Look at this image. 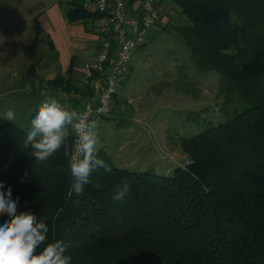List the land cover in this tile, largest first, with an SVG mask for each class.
<instances>
[{
	"label": "trees",
	"instance_id": "obj_1",
	"mask_svg": "<svg viewBox=\"0 0 264 264\" xmlns=\"http://www.w3.org/2000/svg\"><path fill=\"white\" fill-rule=\"evenodd\" d=\"M168 1L185 20L175 30L195 65L218 73L227 117L183 140L185 168L159 176L94 165L83 194L70 195L72 125L41 162L25 146L27 131L0 115L3 190L19 198L18 213L47 224L41 249L61 240L70 264H264V0ZM67 5L68 24L101 17L78 2ZM47 84L74 105L94 95L76 81L74 64ZM96 155L106 162L103 151ZM125 179L129 193L114 201ZM9 219L0 216V224Z\"/></svg>",
	"mask_w": 264,
	"mask_h": 264
},
{
	"label": "rangeland",
	"instance_id": "obj_2",
	"mask_svg": "<svg viewBox=\"0 0 264 264\" xmlns=\"http://www.w3.org/2000/svg\"><path fill=\"white\" fill-rule=\"evenodd\" d=\"M165 3L148 43L133 55L111 114L95 120L93 130L98 133V149L107 156L106 165L159 176L186 167L184 139L227 119L221 112L218 73H203L195 65L175 30L185 20L171 1ZM37 13L29 12L23 24L0 12V115L5 118L4 113L13 110L11 122L27 132L42 101L55 99L66 111L73 109L68 94L48 88V81L64 70Z\"/></svg>",
	"mask_w": 264,
	"mask_h": 264
},
{
	"label": "clouds",
	"instance_id": "obj_3",
	"mask_svg": "<svg viewBox=\"0 0 264 264\" xmlns=\"http://www.w3.org/2000/svg\"><path fill=\"white\" fill-rule=\"evenodd\" d=\"M4 116L9 121L15 119V113L11 109L7 110ZM30 124L25 146L31 143L34 150L32 155L41 162L48 160L61 148L66 138L65 126L73 125L78 135V156L69 159L71 176L74 178L70 195L83 194L85 186L91 183L90 176L94 165L110 171L104 161L96 155L99 151L98 133L93 131L97 128L96 121L81 120L73 124V114L52 99L40 103ZM96 187L100 186L97 184ZM3 189V183H0V216L7 214L10 219L0 224V264H70L71 257L65 255L68 245L61 240L47 243L41 249V245L47 240V224L38 221L37 216L31 212L18 213L19 198H12L11 187L7 192ZM129 190V181L125 179L122 186L115 189L112 199L122 201Z\"/></svg>",
	"mask_w": 264,
	"mask_h": 264
},
{
	"label": "built area",
	"instance_id": "obj_4",
	"mask_svg": "<svg viewBox=\"0 0 264 264\" xmlns=\"http://www.w3.org/2000/svg\"><path fill=\"white\" fill-rule=\"evenodd\" d=\"M161 0H144L133 9L134 0H96L86 6L99 18L102 45L95 57L79 70L83 87H92L94 95L82 110L73 108V124L95 121L111 114L114 98L126 82L134 53L147 43L150 29L156 25ZM73 156H78V135L73 128Z\"/></svg>",
	"mask_w": 264,
	"mask_h": 264
},
{
	"label": "crops",
	"instance_id": "obj_5",
	"mask_svg": "<svg viewBox=\"0 0 264 264\" xmlns=\"http://www.w3.org/2000/svg\"><path fill=\"white\" fill-rule=\"evenodd\" d=\"M73 1L86 8L87 5L94 4L96 0H0V12L8 19L13 17L15 22L24 21L23 24L28 21L26 16L29 12H39L37 20L49 38L51 49L55 51L56 57L58 55L60 69L64 70L63 72L60 70L61 75L67 76L71 65L74 64L76 81L83 86L79 70L96 56L103 39L99 31V18L68 24L67 4ZM143 2L144 0H134L132 8L140 9ZM166 5L167 3L161 0L155 4V7L160 11ZM88 100H83L76 105L71 103L73 108L82 110Z\"/></svg>",
	"mask_w": 264,
	"mask_h": 264
}]
</instances>
